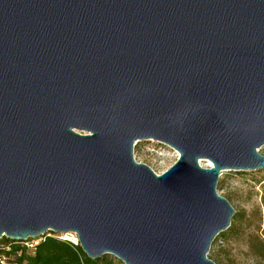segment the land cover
Here are the masks:
<instances>
[{"label": "water", "instance_id": "obj_1", "mask_svg": "<svg viewBox=\"0 0 264 264\" xmlns=\"http://www.w3.org/2000/svg\"><path fill=\"white\" fill-rule=\"evenodd\" d=\"M142 141L178 157L157 174ZM262 146L264 0H0V238L216 264L218 179Z\"/></svg>", "mask_w": 264, "mask_h": 264}, {"label": "rangeland", "instance_id": "obj_2", "mask_svg": "<svg viewBox=\"0 0 264 264\" xmlns=\"http://www.w3.org/2000/svg\"><path fill=\"white\" fill-rule=\"evenodd\" d=\"M264 154V146L259 148ZM136 161L160 174L176 160V152L153 141L134 146ZM218 193L235 210L229 228L211 244L208 257L216 264H264V168L255 171H223ZM114 264H123L108 254Z\"/></svg>", "mask_w": 264, "mask_h": 264}, {"label": "trees", "instance_id": "obj_3", "mask_svg": "<svg viewBox=\"0 0 264 264\" xmlns=\"http://www.w3.org/2000/svg\"><path fill=\"white\" fill-rule=\"evenodd\" d=\"M7 241L9 240L5 237L0 238V242ZM15 250H20L19 256L6 254L7 258L15 264H114L108 254L99 258H89L79 244L73 245L54 236L45 238L33 250L19 249L18 246Z\"/></svg>", "mask_w": 264, "mask_h": 264}, {"label": "built area", "instance_id": "obj_4", "mask_svg": "<svg viewBox=\"0 0 264 264\" xmlns=\"http://www.w3.org/2000/svg\"><path fill=\"white\" fill-rule=\"evenodd\" d=\"M176 152V151H175ZM178 157V153L176 152V159ZM54 236L58 238L59 240L69 242L73 245H78V238L75 233L69 232V233H59L55 234L53 232H47L44 235H40L36 238H28L24 241H7V242H0V264H15L14 262L10 261L6 254H12L19 256L20 250L16 251L15 248L18 246L19 249H29L33 250L35 249L38 244L45 240V238Z\"/></svg>", "mask_w": 264, "mask_h": 264}]
</instances>
